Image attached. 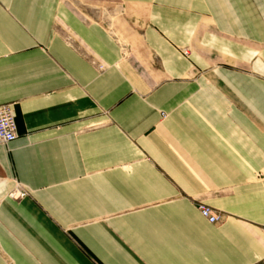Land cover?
Masks as SVG:
<instances>
[{
    "label": "crops",
    "instance_id": "1",
    "mask_svg": "<svg viewBox=\"0 0 264 264\" xmlns=\"http://www.w3.org/2000/svg\"><path fill=\"white\" fill-rule=\"evenodd\" d=\"M2 105L0 264H264V0H0Z\"/></svg>",
    "mask_w": 264,
    "mask_h": 264
},
{
    "label": "built area",
    "instance_id": "2",
    "mask_svg": "<svg viewBox=\"0 0 264 264\" xmlns=\"http://www.w3.org/2000/svg\"><path fill=\"white\" fill-rule=\"evenodd\" d=\"M183 55L186 56L187 53H184ZM16 138V123L13 106L2 105L0 106V145H8ZM25 195L24 192L18 194L14 193L10 195V198L17 200L23 198ZM196 208L201 218H203L208 224L216 225L220 223L221 217L210 207L198 204Z\"/></svg>",
    "mask_w": 264,
    "mask_h": 264
},
{
    "label": "rangeland",
    "instance_id": "3",
    "mask_svg": "<svg viewBox=\"0 0 264 264\" xmlns=\"http://www.w3.org/2000/svg\"><path fill=\"white\" fill-rule=\"evenodd\" d=\"M184 53H187V55H186V56L183 55V56H184V57H188V55H189V49H185V50H183V51H182V54H184Z\"/></svg>",
    "mask_w": 264,
    "mask_h": 264
}]
</instances>
